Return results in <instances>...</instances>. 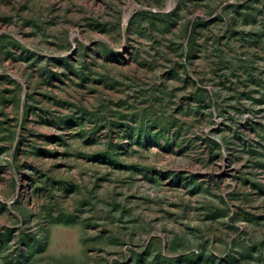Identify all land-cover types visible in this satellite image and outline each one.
<instances>
[{
    "label": "rangeland",
    "instance_id": "1",
    "mask_svg": "<svg viewBox=\"0 0 264 264\" xmlns=\"http://www.w3.org/2000/svg\"><path fill=\"white\" fill-rule=\"evenodd\" d=\"M0 264H264V0H0Z\"/></svg>",
    "mask_w": 264,
    "mask_h": 264
}]
</instances>
